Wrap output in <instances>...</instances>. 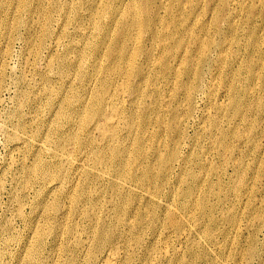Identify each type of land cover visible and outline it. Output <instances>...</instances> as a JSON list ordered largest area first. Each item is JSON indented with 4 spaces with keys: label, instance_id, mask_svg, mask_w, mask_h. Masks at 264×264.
<instances>
[{
    "label": "bare ground",
    "instance_id": "obj_1",
    "mask_svg": "<svg viewBox=\"0 0 264 264\" xmlns=\"http://www.w3.org/2000/svg\"><path fill=\"white\" fill-rule=\"evenodd\" d=\"M151 2L152 0H115V1H111V0H79V1H76V0H72V2L71 1L69 2V0H18L17 2L15 0H0V51H1L0 52V104L2 103L1 93L4 90H7L6 93H8V87L5 86L3 78L4 76L6 77L7 71L11 69L9 68L10 66H8L7 64V59L12 58L13 56V55L11 56L12 53H10V48H9L11 41H12L11 36L14 32H16L20 28H23L26 34V36L24 35L25 36L24 38L22 37L23 38L22 43L24 44V49H22L23 51H21L22 53L20 55V59H22L21 67H19L20 75L16 79L14 78L16 68L14 72L11 73L10 71L11 74H9L12 79L14 78L11 82H13L16 87V90L14 93L15 94L14 101L12 102L14 104H12L13 106L11 105L12 106L11 111L6 117L7 123L9 122L11 124V129H9L4 123L0 121V132H1L0 134H2V132H5V133L7 132V134L9 135V138L11 139V142L13 141L14 143V150L16 154L19 155L18 159L15 160L16 158L15 157L13 160L9 161L10 162L9 166H11L12 169H14L13 167H16L17 169L18 167H21V171H22L21 172L22 176L14 178L15 187L11 189V191L9 192V196L11 198L10 208H11L12 215L10 218L5 219V221L0 223V264H162L163 261L168 260L171 257L170 250H168L169 248L167 249L165 247V245L167 244L168 237H169V234H165L167 231L165 228L167 225L165 226V224H166V221H168V223H170L171 225L176 224L177 221L175 220V216L173 215L174 213L173 214L171 213L168 220L167 218L163 219L161 217L159 210L164 209L168 211L170 207V206L168 207V203L167 204L165 203L166 202L165 201L166 199L164 200L165 197L161 196V184L164 182L163 178L164 179L168 178L170 171L172 170V167H173V161L178 157V155L175 149H173L170 152L168 151L167 153L159 152L158 154L157 152L158 154V158L156 161L157 166H155L154 164H151L148 161V153H149L148 149L150 148L149 146H147L148 144L146 145V141H149V143L157 141L159 142V145H163V146L165 145L166 147V144L170 142V139H172L174 143H177V141L180 142L184 133L182 129H180V125H179L180 120L178 119V114L176 112H172L171 120L169 122H166L167 124H163L165 117H167L166 116L167 113L163 115L160 107H157L161 103V100H160L161 89L159 88L160 86L158 87L159 78L150 77L151 71L149 70L148 63L151 60L150 56L152 55V52L146 49L145 48L146 46H144L143 44V33L145 31H148L150 35L154 37L156 34L157 25L159 21L162 20V19L159 20L158 15L152 10ZM85 8L88 11H90L88 15H85L83 13L85 11ZM161 9L162 8H160L159 11ZM236 9L234 8V10ZM159 11L157 9V12L159 13V16H160ZM16 12L18 13V17L16 19L11 20L10 18H8L10 15L15 14ZM24 14L25 16H27V18L22 17V15ZM55 15L60 16V17L62 15L63 19H60L62 20V22L56 23L57 33L54 34L53 23L55 19L57 18V17L56 18L54 17ZM213 16H215V14ZM84 20L88 21L89 28L88 26L85 27V24L83 23ZM174 24H176V22ZM239 29L241 28L239 27ZM201 30L203 29L201 28ZM166 34L167 35H165V37H168L169 33H166ZM153 40H156V39H153ZM199 43H200V40H199ZM203 43L204 42H202V44ZM226 43H227V40H226ZM234 44L235 43L233 42V46ZM60 47H61V50H59ZM140 55H142L141 57L142 58L144 57V59H146V62H148L146 65H143L144 64L143 62H142L143 64L139 63ZM39 56L42 57L43 64H44V66H42V68L40 69H38V66L36 65V61L39 58ZM237 57H234V58H237ZM203 58H204V55L200 57L199 61H201ZM162 60H163L162 67L165 69H169L170 63H171V62L169 63V60H170L169 56L164 57ZM157 62L155 64H158ZM183 62H184V59H183ZM253 62H255V60ZM159 64H161V62ZM235 65H236V62H235ZM258 65L259 64H257V66ZM241 70L239 69V71ZM152 72L154 73V71ZM212 73H216V72L213 71ZM236 73H235V76L238 77ZM34 74L38 76V82H36L37 77L35 78ZM193 75L194 77H196V79L200 80V73L195 71ZM206 78L208 77L206 76ZM178 81H180V79ZM229 87L231 88V86ZM25 89L29 90V94ZM192 90L198 91V87H196V84H194V86L190 84L186 87V90H184L186 98L189 99ZM240 91L241 90H239V93ZM221 92H222V89H221ZM262 92H264L263 89H262ZM210 93H209V96H210ZM211 95H213V93H211ZM238 99L237 97L236 98L233 97L231 100L232 106L235 110L238 109ZM262 99L264 98L262 97ZM147 100H149L150 102H147ZM258 100H260V98ZM207 102H209V100ZM202 103L203 102L201 101V104ZM42 104H44L43 108L41 107ZM191 104H192V101H191ZM257 105L259 106V104ZM225 107H222V108H225ZM25 108L28 109V111H24ZM182 108H186V106ZM213 108L215 109V107ZM241 109L242 108H240V110ZM170 110H171V107H170ZM218 115H220V112ZM250 116L249 118H251ZM0 117H1V114H0ZM181 119H183V117ZM237 119H239V116ZM244 119H247V118H244ZM189 121L190 120H188V122ZM256 121L257 120H255V122ZM154 122H156L157 124L163 125V129L160 132L150 131V126ZM29 125L32 128L31 133H29V130H28ZM242 127H245L244 124ZM229 128H231V126H229ZM213 129L215 131V128ZM255 129L252 128V133H253V130ZM233 130H235V128ZM257 130H255V133ZM197 132L200 133L199 131ZM238 132L240 131L238 130ZM175 133H176V138H177L176 140L172 137L173 134ZM211 136L212 137L210 138L212 139L214 136L213 135ZM216 137L218 138L217 135ZM213 140L215 139L213 138ZM247 140H248V137H247ZM208 141H210V139ZM226 142L228 143V141ZM250 146L251 144L249 145V147ZM262 147L264 148V146ZM204 148L206 147L204 146ZM195 149L193 151H195ZM197 149L199 150L200 148H197ZM241 151H244V150H241ZM204 156L202 155V157ZM237 156L239 157V155ZM228 160L231 161L230 159ZM256 160H257V157H256ZM253 161L256 162L255 160ZM254 162H252L253 165H255ZM261 163H264V162L262 161ZM184 166L185 164L183 165V167ZM217 166L218 165H216V167ZM220 166L222 165L220 164ZM240 167H243V166H240ZM251 167L250 169L254 168V167L253 168ZM180 168H181V165H180ZM182 168H181V173L183 171ZM227 168L228 167H226V170ZM240 170L242 171V169ZM239 172L237 171L238 175L242 173V172L241 173ZM201 173L203 174L202 170H201ZM251 174L252 172L250 173V175ZM259 179L263 180V177ZM247 180L245 182L246 184L247 182H249V180L248 181ZM211 182H210V186H211ZM215 183L216 182H214V184ZM245 183L243 186L244 188H246ZM254 188H257V187H254ZM196 189L198 190V188ZM202 190L201 192L203 193ZM215 190H217L216 187H215ZM237 191L239 192L241 190H237ZM253 196H255V194ZM185 197H189V194L187 193ZM202 198L203 197H201V199ZM188 203L190 202L188 201ZM187 205L189 206V204ZM220 205L221 204H219V206ZM250 205L252 206V204ZM186 206H184V208ZM232 206L234 207V205ZM199 208H201L200 205H199ZM245 210L247 211V209ZM245 210L242 213H244ZM219 211H221V209ZM238 213L239 212H237V214ZM194 215H196V213ZM252 216L254 217V215ZM246 217H247V220H249L247 215ZM235 219H236L235 224H237V218ZM250 220H252V218ZM15 223H20L22 225V228H19L18 230H16ZM262 224H263V221H262ZM262 227H264V225ZM217 231L215 232L217 233ZM215 232H213L212 234H214ZM195 241L196 240H194V243ZM219 241H218V244H220ZM192 244L193 243L191 242V245ZM226 245L227 244H225V246ZM236 245H238V243ZM235 252L234 254H236L237 256V253ZM256 252L257 251H255V254ZM172 254L174 255V253ZM222 264H226V263L222 261Z\"/></svg>",
    "mask_w": 264,
    "mask_h": 264
},
{
    "label": "rangeland",
    "instance_id": "obj_2",
    "mask_svg": "<svg viewBox=\"0 0 264 264\" xmlns=\"http://www.w3.org/2000/svg\"><path fill=\"white\" fill-rule=\"evenodd\" d=\"M15 1L17 2L18 0H15ZM70 1L72 2V0H69V2ZM76 1H79V0H76ZM111 1H115V0H111ZM159 1L160 0H158V1L157 0H152V2H151L152 10L158 15L159 20L162 19L161 21H159V23L157 25L156 34L153 37L152 35H150V33L148 31H145L143 33V44H144V46H146L145 47L146 49H148L149 51L152 52V55L150 56L151 60H150L149 63L146 62V59H144V57L143 58L141 57L142 55H140L139 56L140 58L139 57L138 58H139V63L140 64L142 62L144 63V64L142 63L143 65H146L148 63L149 70L151 71L150 77H158L159 78L158 87L160 86L159 88L161 89V97H160L161 103L157 107H160L161 112H162L163 115L167 113L166 114L167 117H165V120H164L163 124H167L166 122H169L171 120L172 112H176L178 114V119L180 120L179 121L180 129H182V131L184 133L182 138H181V140H180V142L177 141V143H174L172 141V139H170V142L166 144V147L168 146L167 148L165 147V145L164 146L163 145H159V142H157V141H154L152 143L151 142L149 143V141H146V145L148 144L147 146H149V148H150V149H148L149 150L148 161L151 164H154L155 166H157V162L156 161H157L159 152L160 153H167L168 151L170 152L173 149H175L176 152H177V155H178V157L173 161V167H172V170L170 171V174H169L168 178H165V179L163 178L164 182L161 184V196L165 197L164 198V200L166 199L165 203L166 204L168 203V207L170 206L168 211L164 210V209H160L159 210V212L161 214V217L163 219L167 218V220H168V218L170 217L171 213L172 214L174 213L173 215L175 216V220L177 221L176 224H172V225L170 223H168V221H166L165 226L166 225L167 226L165 228H166L167 231H166L165 234H169V237H168L167 244L165 245V247L167 249L169 248L168 250H170L171 257L168 259L169 261L165 260V261L162 262V264H170V263L171 264H222V261H224V263H226V264H247L250 259L251 260L249 261L248 264H261L262 262H263L262 264H264V255H263V253H264V230H263L264 227H262L264 225V209H263L264 208V185H263L264 184L263 183L264 182V171H263L264 170V163H261L262 161L264 162V148L262 147V146H264V139H262V138H264L263 137L264 136V132H263L264 131V124H263L264 123V109H263L264 101H262V100H264V99H262V97L264 98V92H262V89L264 91V78H263L264 77V0H199L202 3H200L198 0H185V1L184 0H177V1L176 0H171V1L170 0H161L160 2ZM183 2H184V4H183ZM126 4H127V2H126ZM192 5H194V6H192ZM160 8H162V9L159 11ZM234 8L235 9L237 8L236 9L237 11L234 10ZM157 9L160 12V16H159V13L157 12ZM189 9H191V10H189ZM232 10H233L234 13L232 12ZM202 11H203V13H202ZM89 12L90 11H88L85 8V11L83 13L85 15H88ZM164 12L165 13L167 12V13L165 14ZM212 14L213 15L215 14V16H213ZM17 17H18V13L16 12L15 14L10 15L8 18H10L11 20H14ZM22 17L23 18H27V16H25V14L22 15ZM54 17L55 18L57 17L55 19V21H54L55 24L53 23V27H54L53 30H54V34H55V33H57V29H56L57 24L56 23L57 22H62V20H60V19H63V16L61 15V17H60V16H56L55 15ZM205 17L207 18L208 21L206 20ZM211 17H213V18H211ZM196 20H197V22H196ZM161 22H162V24H161ZM175 22H176V24H174ZM83 23L85 24V27L88 26V28H89V24H88L87 20H84ZM198 23H199V25H198ZM224 23H225V25H224ZM189 24H190V26H189ZM162 26H164V27H162ZM239 27L241 29H239ZM201 28L203 30H201ZM204 28H206V29H204ZM170 29H172V30H170ZM23 32H24L23 28H20L16 32H14L12 34V36H11L12 41H11V44H10L9 48H10V53H12L11 56L12 55L13 56H12V58H10L11 60L7 59V64H8V66H10L9 68H11V69H9L7 71L6 77L4 76V78H3L5 86L8 87V93L9 94L6 93L7 90H4L1 93L2 103L0 104V114H1L0 121L2 123H4L9 129H11V124L9 122L7 123L6 117L11 111V108L13 106L12 104H14L12 102L14 101V97H15L14 93H15V90H16V87H15L14 83L11 82V81L14 78L16 79L20 75V68L19 67H21V63H22V59H20V55L22 53L21 51H23L22 49H24V44L22 43L23 42L22 40L26 36L25 32L24 33ZM161 32H163V33H161ZM165 32L169 33L168 37H165V35H167ZM191 34H192V36H191ZM227 34H228V36H227ZM242 34H243L244 37L242 36ZM16 36H18V37H16ZM216 36H218V37H216ZM20 37H21V39H20ZM170 38L173 39V40H171ZM215 38H217V39H215ZM224 38L227 40V43H226V40ZM257 38H258V40H257ZM153 39H156V40H153ZM242 39H243V41H242ZM199 40H200V43H199ZM256 40H257V42H256ZM144 41L146 42V44H145ZM171 41H173V42H171ZM202 42H204V43L202 44ZM233 42L235 43L234 46H233ZM253 42H254V44H253ZM165 43H166V45H165ZM172 43H174V44H172ZM192 43H193V45H192ZM182 45H183V47H182ZM196 45H197V47H196ZM251 45H252L253 48L251 47ZM200 46H202V47H200ZM238 46H240V47H238ZM208 48H209V50H208ZM59 50H61V47L59 48ZM204 50H206V51H204ZM166 51L170 52L171 55H170V53H168ZM184 51H185V53H184ZM15 52H17V53H15ZM190 53H192V54H190ZM197 53H199V54H197ZM235 53H237V54H235ZM247 53L250 54V55H248ZM153 54H154V56H153ZM167 55L169 56V59H170L169 63L171 62L169 69H165V68L162 67L163 66V60L162 59L164 57H168ZM203 55H204V58L201 61H199L200 57L203 56ZM240 55H242V56H240ZM41 56H39V58L36 61V65L38 66V69H40V68H42V66H44ZM220 57L221 58L223 57V58L221 59ZM234 57H237V58H234ZM188 58H190V59H188ZM40 59H41V61H40ZM183 59H184V62H183ZM174 60H176V61H174ZM254 60H255V62H253ZM157 61H159V62H157ZM156 62L158 64H155ZM160 62H161V64H159ZM200 62H202V63H200ZM235 62H236V65H235ZM179 64H181V65H179ZM215 64L217 65V67H216ZM257 64H259V65L257 66ZM176 65H178V66H176ZM189 65H190V67H189ZM181 66H183V67H181ZM15 68H16V70H15ZM241 68H242L243 71L241 70ZM261 68H263V69H261ZM239 69L241 71H239ZM257 69H259V70H257ZM14 70H15V74H14V78L12 79L9 74L14 72ZM10 71H11V73H10ZM152 71H154V73ZM195 71L200 73V80H198V79H196V77H194L193 73ZM213 71L216 72V73H212ZM257 72H258V74H257ZM235 73H236V75L238 77L235 76ZM238 73H239V75H238ZM209 74H210V76H209ZM253 75H254V77H253ZM206 76L208 78H206ZM34 77L35 78L37 77L36 78L37 80L36 79L35 80H36V82H38V76L34 74ZM243 77L244 78L246 77V78L244 79ZM209 78H210V80H209ZM220 78L222 79V81H221ZM250 78L253 80L254 83L252 82V80ZM179 79H180V81H178ZM235 82L236 83L238 82V83L236 84ZM240 82H242V83H240ZM190 84L193 85V86H194V84H196V87H198V91H195V90L193 91L192 90L191 94H190V97L188 99V98L185 97V91L184 90H186V87L188 85H190ZM261 84H263V85H261ZM223 85H225V86H223ZM229 86H231V88ZM232 86H233V88H232ZM236 87H237V89H236ZM258 87H260V88H258ZM167 89H168V91H167ZM176 89H177V91H176ZM221 89H222V92H221ZM25 90L29 94V90L28 89H25ZM239 90H241L240 91L241 94L239 93ZM210 92L213 93V95H211ZM163 93L166 96H164ZM209 93H210L211 97L209 96ZM206 95H208V96H206ZM233 97H235V98L237 97V99L239 98L238 99V109L237 110H235L233 108V106H232L231 100H232ZM253 97H255V98H253ZM205 98H207V99H205ZM211 98H212V100H211ZM252 98H253V100H252ZM257 98L258 99L260 98V100H258ZM164 100H166V101H164ZM180 100H181V102H180ZM190 100L192 101V104H191ZM208 100H209V102H207ZM176 101H177V103H176ZM201 101L203 102L202 104H201ZM253 101H255V102H253ZM147 102H150V101L147 100ZM166 102H167V104H166ZM205 103H207V104H205ZM252 103H254V104H252ZM255 103L259 104V106L257 104H255ZM218 104H219V106H218ZM250 104H252L253 106L250 105ZM183 105H185L187 109L186 108H182V107H185ZM206 105H207V107H206ZM214 105H216V106H214ZM4 106H6V107H4ZM43 106H44V104L41 105L42 108H43ZM165 106H166V108H165ZM211 106H212V108H211ZM221 106L222 107L226 106L228 108H226V107L222 108ZM254 106H256V107H254ZM170 107H171V110H170ZM213 107H215V109ZM219 107H220V109H219ZM239 107L242 108V109L240 110ZM249 108H250V110H249ZM259 108H261V109H259ZM24 111H28V109L25 108ZM218 111L220 112V115H218L219 114ZM37 112H39V111H37ZM250 113H252V114H250ZM193 114H195V115H193ZM204 114H205V116H204ZM238 116H239V119H237ZM249 116L251 118H249ZM182 117H183V119H181ZM243 117L247 118V119H244ZM184 118H185V120H184ZM216 119H217L218 122L216 121ZM188 120H190V121L188 122ZM209 120H210V122L211 121L212 122L210 123ZM255 120H257V121L255 122ZM258 123H260V124H258ZM156 124H157L156 122L152 123V125L150 126V131H152V132H160L163 129V125H161V124H157L156 125ZM215 124H216V126H215ZM223 124H224V126H223ZM243 124H244L245 127H242ZM261 124H263V125H261ZM29 126H28V130H29V133H31L32 128H31V126L30 127ZM229 126H231V128H229ZM212 127L215 128V131H214V129ZM232 128L233 129L235 128L236 131L233 130ZM240 128H242V129H240ZM246 128H247V130H246ZM252 128L253 129L256 128L255 130H257V128H258L256 133H255V130H253V133H252ZM156 129H158V130H156ZM208 129H209L210 133H209ZM238 130L242 134L240 132H238ZM197 131H199L200 133H198ZM242 131H244V132H242ZM249 134H251V135H249ZM211 135L214 136L213 138L215 140H213V138L212 139L210 138V137H212ZM216 135L218 136V138L216 137ZM240 135L242 136L243 139L241 138ZM255 135H256V137H255ZM225 136H227L228 138L225 137ZM172 137L176 140L177 139L176 138V133L173 134ZM247 137H248V140H247ZM200 138H202V139H200ZM249 138H250V140H249ZM209 139H210V141H208ZM224 140H225V142H224ZM252 140H253L254 143L252 142ZM226 141H228V143ZM209 144L210 145L212 144V145L210 146ZM250 144H251V146L249 147ZM261 144H263V145H261ZM187 145H188V147H187ZM256 145H257V147H256ZM204 146L206 148H204ZM9 147H10V149H9ZM207 147H209V148L211 147L212 149L210 148L211 149L210 150ZM244 147H246V148H244ZM197 148H200V149L198 150ZM194 149H195V151H193ZM240 149L244 150V151H241ZM202 150H203V152H202ZM234 150L237 152V154H236V152ZM245 151L246 152L248 151L247 154H246ZM157 152H158V154H157ZM183 154L184 155L186 154V155L184 156ZM210 154H211V156H210ZM220 154H221V156H220ZM202 155L203 156L205 155V156L202 157ZM237 155H239V157ZM255 156L257 157V160H256ZM207 157H208V159H207ZM221 157H222V159H221ZM14 158H15V160L19 158V155L16 154V152L14 150V143H13V141L11 142V139L9 138V135L7 134V132L6 133L2 132V134H0V223L5 221V219L10 218L11 215H12L11 208H10V205H11V200L10 199L11 198L9 196V192L11 191V189H13L15 187L14 178L22 176L21 175L22 174L21 173L22 172L21 171V167H18V169L16 167H13L14 169H12L11 166H9L10 165L9 161L13 160ZM228 159H230L231 161H229ZM178 160H180V161H178ZM243 160H244V162H243ZM253 160H255L256 162H254ZM232 161H233V163H232ZM252 162H254V164L256 166L253 165ZM240 163H242V164H240ZM182 164L183 165L185 164V166L183 167ZM220 164L222 166H220ZM228 164L231 165V166H229ZM233 164L236 165V166H234ZM259 164H261V165H259ZM180 165H181V168L183 167L182 168V170H183L182 173H181ZM198 165H200V166H198ZM216 165H218V166L216 167ZM240 166H243V167H240ZM247 166H248V168H247ZM226 167H228L227 170H226ZM250 167L251 168L254 167L255 169L254 168L250 169ZM189 168L192 169V170H190ZM203 168H204V170H203ZM205 169H206V171H205ZM209 169H211V170H209ZM240 169H242V171L244 170L245 172L244 171L242 172ZM201 170H202L203 174L201 173ZM237 171L238 172L240 171L239 173H241V172L242 173L238 175ZM179 172H180V174H179ZM184 172H185V174H184ZM251 172H252V174L250 175ZM186 173H187V175H186ZM261 173H262V175H261ZM242 174H244V175H242ZM245 175H246V177H245ZM242 176H244V177H242ZM182 177H183V179H182ZM261 177H263V180L259 179ZM246 178L249 180V182H247L248 185L245 183L246 180H247ZM236 179H238V180H236ZM242 179H244V180H242ZM210 182H211V186H210ZM214 182H216V183L214 184ZM241 182H242V184H241ZM193 183H194V185H193ZM244 183L246 185V188L243 187ZM173 185H174V187H173ZM170 187H171V189H170ZM215 187H216L217 190H215ZM232 187H234V188H232ZM254 187H257L258 189L254 188ZM184 188H185V190H184ZM196 188H198V190ZM178 189H180V190H178ZM229 189H231V190H229ZM256 189L258 190V192H257ZM168 190H170V191H168ZM201 190L203 191V193L201 192ZM237 190H241V191H239L240 193ZM253 190H254V192L255 191L256 192L254 193ZM187 193L189 194V197H185V195ZM200 193L202 194V196H201ZM241 193H243V194H241ZM254 194H255V196L257 198L255 196H253ZM8 196H9V198H8ZM201 197H203V198L201 199ZM209 197H211V198H209ZM199 198H200V200H199ZM253 198L256 199V200H254ZM184 199H185V201H184ZM252 200H253V202H252ZM188 201L190 203H188ZM183 202H184V204H183ZM203 202H204V204H203ZM255 202H256L257 205L255 204ZM225 203H226V205H225ZM187 204H189V206ZM219 204H221V205L219 206ZM231 204L234 205V207ZM250 204H252V206ZM181 205H182V207H181ZM199 205H200L201 208H199ZM235 205H237V206H235ZM184 206H186V207L184 208ZM191 206H193V207H191ZM261 206H262V208H261ZM172 207H173V209H172ZM225 207H226L227 210L225 209ZM251 207H253V208H251ZM243 208L247 209V211L245 209H243ZM220 209H221V211H219ZM238 209H239V211H238ZM244 210H245V212L242 213ZM174 211H176V212H174ZM187 211H188V213H187ZM257 211H259L260 213L257 212ZM237 212H239V213L237 214ZM195 213H196V215H194ZM246 215L248 216L249 220L251 218H252V220H250V221L247 220ZM252 215H254V217ZM166 216H168V217H166ZM179 216H180V218H179ZM234 217L237 218V224H235V222H236L235 220L236 219ZM227 218H229V219H227ZM261 220L263 221V224H262ZM227 222H229V223H227ZM245 222H246V224H245ZM186 224H187V226H186ZM239 224H241V225H239ZM184 225H185L186 228L184 227ZM256 225H257L258 228L256 227ZM15 227H16V230H18L19 228H22V225L20 223H15ZM247 227H249L250 229L247 228ZM181 228L184 229V230H182ZM214 230L215 231L219 230V231H217V233H216ZM221 231H223V232H221ZM239 231H240V233H239ZM241 231H242V233H241ZM213 232H215L214 234H216V235L212 234ZM218 232H219L220 235L218 234ZM260 233H261V235H260ZM194 234H196V235H194ZM213 236H215L217 238H215ZM240 236H242V237H240ZM215 239H216V241H215ZM194 240H196L195 243H194ZM218 241H219L220 244H218ZM254 241H255V243H254ZM191 242L193 243L192 245H191ZM215 243L218 244V245H216ZM233 243H234V245H233ZM237 243H238V245H236ZM225 244H227V245L225 246ZM237 246H239V247H237ZM224 249H225V251H224ZM226 249H227V251H226ZM260 249H262V250H260ZM255 251H257L256 254H255ZM234 252L237 253V256H236V254H234ZM172 253H174V255ZM253 253H254V255H253ZM224 254H225V256H224ZM226 260H227V262H226ZM261 260H262V262H261ZM202 261H204V262H202Z\"/></svg>",
    "mask_w": 264,
    "mask_h": 264
}]
</instances>
